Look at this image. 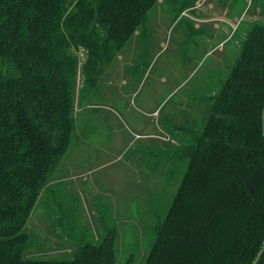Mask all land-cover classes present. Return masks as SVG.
Here are the masks:
<instances>
[{"label": "trees", "instance_id": "trees-1", "mask_svg": "<svg viewBox=\"0 0 264 264\" xmlns=\"http://www.w3.org/2000/svg\"><path fill=\"white\" fill-rule=\"evenodd\" d=\"M158 1L0 0V264H122L115 228L99 243L81 239L69 259L42 260L26 257L37 243L26 227L63 157L80 146L78 106L103 102L107 67ZM80 50L88 58L78 89ZM238 50L206 97L202 132L178 154L187 168L145 264H254L263 248L264 23L248 28Z\"/></svg>", "mask_w": 264, "mask_h": 264}, {"label": "rangeland", "instance_id": "rangeland-1", "mask_svg": "<svg viewBox=\"0 0 264 264\" xmlns=\"http://www.w3.org/2000/svg\"><path fill=\"white\" fill-rule=\"evenodd\" d=\"M183 4L188 5L182 11ZM262 5L254 0L156 3L147 22L107 67L101 82L106 100L96 102L100 108L114 101L121 90L114 77L146 78L133 98L140 109L117 118L122 128L116 134L110 133L118 125L109 128L111 118L93 115L98 131L88 133L89 140L101 145L113 143L114 153L134 139L133 146L125 156L120 153V161L110 154L113 151H100L95 164H86L93 149L89 146L82 149L84 154L77 150L65 154L27 224L26 231L37 242L26 251L27 258L69 259L81 239L99 243L108 229L115 228L118 262L124 264L134 254L135 264H145L156 239L158 216L166 213L187 168L188 160L178 154L202 132L211 107L206 97L218 92L227 79L246 31L264 23ZM78 55L79 89L88 55L84 50ZM147 100L154 101L152 112L160 113L161 129L154 136H137L135 132L144 128L135 118L152 130L159 121L141 104ZM144 131L138 134L145 135Z\"/></svg>", "mask_w": 264, "mask_h": 264}, {"label": "crops", "instance_id": "crops-1", "mask_svg": "<svg viewBox=\"0 0 264 264\" xmlns=\"http://www.w3.org/2000/svg\"><path fill=\"white\" fill-rule=\"evenodd\" d=\"M133 76H130L129 77H126V76H122V78L120 79H116L114 80V83H115V86L117 87V85H121L120 87V91H118L115 95H114V101L110 102L109 104H106L103 103V105L100 107V108H105L104 110H100L98 111V109L96 111H93L95 108H98L96 105L92 106L90 105L88 102L85 103L86 106H81L79 105L78 106V109H77V115L80 117V123H79V126H80V146L79 147H76V152H82L83 153V148L86 147V146H89L93 149H91L90 151V157L87 159L86 161V164H95L96 162H94V159H97V156L105 151L106 150H109V151H113V152H110V154H112V156H114L113 158L120 161L122 156H120V153L125 156L127 151L129 150L130 147H132L134 144V139L133 141L129 140V143L126 145H121L120 144V148H121V152H117V153H114V149H115V145L112 143V145H109V147L105 146V145H101L100 142L98 141H93V140H89V135L88 133L91 132V131H94L97 129L96 126L94 124H98L99 121L97 120L95 123H94V119H93V115H97L99 117H103V119L105 120L106 118H111L110 121H111V125L109 126V128H112L113 125H116V123L118 124L116 129L112 130L110 133H113L116 134L117 131L120 130V128H122L120 122L117 120V118H120V119H125L123 116L124 113H126V115H129V113L132 112V108H136V109H140V107L136 106L135 105V102L133 100L134 96H136L135 94H137V92L142 89V86L143 84L146 82V78H132ZM112 83V84H114ZM131 85H134L133 88H129V86ZM177 89V88H176ZM175 89V90H176ZM174 90V91H175ZM173 94V93H172ZM176 95V94H175ZM174 95V96H175ZM171 96V95H170ZM173 96V97H174ZM150 98V97H149ZM106 100V98H104ZM122 100H126V103L123 104L122 103ZM88 104V105H87ZM141 104L144 105L147 109H148V114L149 115H154L155 117H160V113H158V109H156L154 112H152V110L154 109L155 107V104H154V101L152 100H147V101H141ZM187 106V105H185ZM175 108V105L172 107V109L174 110ZM135 120L143 126V131L142 132H145L144 130H147L146 133H143L145 135H140L138 133H142V132H135L136 135L138 136H154V135H151V134H157L158 132H160V118H159V121H158V124L155 125L156 129L152 130L151 127L149 126V123H143L141 122L139 119H136ZM131 127V126H130ZM132 129V127H131ZM98 130H96L95 133H97ZM130 133L133 134L132 131H130ZM134 133V134H135ZM111 135V134H110ZM109 135V137H110ZM95 142V143H94ZM118 143L119 140H118ZM142 143V142H141ZM81 149V151H80ZM125 150V151H123ZM93 151L95 152V154H93ZM101 151V152H100ZM108 152V151H106ZM81 155V154H79ZM107 155V154H105ZM99 157V156H98ZM107 158H109V156L107 155L106 156ZM118 158V159H117ZM79 164V163H77ZM69 165H71L69 163ZM60 167V166H59ZM85 169H88V168H85Z\"/></svg>", "mask_w": 264, "mask_h": 264}, {"label": "water", "instance_id": "water-1", "mask_svg": "<svg viewBox=\"0 0 264 264\" xmlns=\"http://www.w3.org/2000/svg\"><path fill=\"white\" fill-rule=\"evenodd\" d=\"M263 121H264V112H263ZM263 253H264V245H263V248H262L261 252L259 253L258 258L256 259L254 264H258V262L261 259Z\"/></svg>", "mask_w": 264, "mask_h": 264}]
</instances>
